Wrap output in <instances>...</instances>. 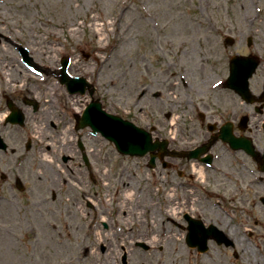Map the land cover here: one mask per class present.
<instances>
[{"label":"rangeland","instance_id":"374dc122","mask_svg":"<svg viewBox=\"0 0 264 264\" xmlns=\"http://www.w3.org/2000/svg\"><path fill=\"white\" fill-rule=\"evenodd\" d=\"M0 24V31L12 35L50 69L59 57L72 56L70 71L89 78L96 86L94 98L108 112L148 130L154 140H167L168 148L175 147L167 126L172 114L175 117L169 118V123L179 119L184 125L180 130L182 137L203 139L198 112L205 105L218 109L221 96L207 92V85L228 76L232 56H260L262 64L250 80L251 91L258 94L264 84V0H6L0 4ZM227 37L235 40L234 45L225 46ZM248 38H253L251 48L247 46ZM13 52L11 45L0 44V73L4 65H10L9 59L17 57ZM29 76L22 71V77L29 78L30 85L38 83L34 75ZM183 79L203 93L184 87ZM76 97L58 91L56 101L46 107L52 116L49 124L53 122L56 128L45 132L44 140L34 138L41 153L32 152L34 160L29 164L34 170L29 167L31 177L24 178L27 191L14 192L8 187L3 191L12 201L0 203V264H74L80 253L84 255V246L113 241L116 237L125 238L131 246L140 240L162 246L161 251L147 254L135 251L137 264H141V259L146 264H264V208L259 206L254 218L248 215L246 195L250 188L245 177L240 176L243 168L234 162V157L220 162L223 168L229 169L230 175L225 177L209 171L205 188H197L196 195L203 198L202 202L199 200L204 222L215 221L234 240L235 247L211 242V250L202 256L190 250L184 240L187 231L181 228L187 224L183 215L173 216L171 208H167L172 198L165 192L173 186V173H149L144 165L150 155L147 158L121 155L113 143L88 137L86 130L81 133L87 149L97 151L99 163L113 169L111 195L106 194L103 200L111 197L113 207H118L119 200L125 198L119 193V173L125 170L127 181L140 166L141 211L130 210L129 215L119 217L114 211L110 217H104L113 227L112 235L102 230V216L98 219L78 212L76 204L67 201L66 192H60L63 203L53 202L52 189L59 194L58 187L43 188L47 183L36 176L39 174L36 164L46 163L47 155L56 163L55 154L59 156V153H55L54 143L64 138L60 121L62 118L68 122L74 120V111L82 110L90 100L89 95L78 96L79 101H75ZM43 98L50 100L48 94H43ZM202 100L204 105L200 103ZM190 130L193 131L188 135ZM25 141L20 140L23 150ZM187 144L177 146L184 148ZM153 173L155 181L147 182ZM187 194L180 191L177 199L186 198ZM130 201L136 204L133 198ZM214 201L227 203L236 219L227 218L212 205ZM214 211L228 221L226 226L222 219L215 217ZM115 227L118 230L120 227L122 233H116ZM250 230L252 236L248 234ZM163 231L168 236L161 239ZM100 247H96L97 253H102ZM101 264L114 263L107 260Z\"/></svg>","mask_w":264,"mask_h":264},{"label":"flooded vegetation","instance_id":"af4514ba","mask_svg":"<svg viewBox=\"0 0 264 264\" xmlns=\"http://www.w3.org/2000/svg\"><path fill=\"white\" fill-rule=\"evenodd\" d=\"M0 39L11 43L7 38ZM14 54L16 55L17 52H13ZM15 60H17V57L9 59L10 65H4L1 68L3 73H0V138L7 146L6 149L0 148V203L12 201L10 196L3 192L6 187L14 192H19V190L21 192L27 191L25 188L27 179L24 178L25 175L31 177L29 167H32L34 170V166L29 164V161L32 159L31 155L34 152L41 153L36 148L37 144L35 145L34 138H43L44 140L47 138L44 136V133L51 130L52 127L56 128L53 122L51 125L49 124L52 116L49 112H46V107L53 105L54 101H56L52 96L51 89L47 88L39 80L37 81L38 83L30 85L28 80L30 78L29 74L32 75L31 70ZM36 68L39 72H43V76H47V71L44 67ZM23 70L28 73V79L22 77ZM55 73H57V70ZM207 86V92L211 91L221 96L218 95L220 96L217 104L218 109L214 110L205 105L203 106L204 110L198 112L199 132L203 130V133H201L204 135L203 139L190 140L182 137L180 130L184 125L180 123L179 119L173 123H169L168 119L167 126L174 136V141L171 140V143L175 147L169 148L168 155L157 158V162L153 168L150 167L149 163L144 165L149 173L153 171H169L173 173L175 177L171 180L173 186L171 189L166 190L172 198L171 204L167 208H171L170 211L176 217H179L180 214L183 215L187 224V226L183 224L181 228L183 230L189 229L190 223L188 217L200 220L204 225H215L218 227L213 220L209 224L204 222L200 210V203L203 201V198L196 195V189L199 188L200 190V187L205 186V183L208 181L207 173L209 171L215 175L221 173L223 176L228 177L230 175L229 169L226 170L220 165V162L229 159L228 157H234V162L243 168L240 171V176L245 177L247 185L250 188L249 194L246 195L249 210L248 215L254 218L253 214L258 210L257 208L259 206L264 208V194H261L264 193V101L249 104L242 101L241 97L234 91L226 89L224 84L213 90H211L209 84ZM192 89L194 88H191V91ZM194 90L197 94L198 92L203 93L200 90ZM261 93L262 90L257 95ZM43 94H48L50 100L44 99ZM200 103L204 105L205 102L202 100ZM173 115L168 117L173 119L172 117H175ZM243 119H247V122L244 123ZM60 122L61 136L64 138L62 141L58 140V144H56L57 140L54 143L55 153H59V156L55 154L56 163L49 159L50 155H47L44 161L47 160L49 164L47 162L36 164V171L39 173L36 176L44 179L47 183L44 184L47 186L43 188L50 190L52 187H58L59 194L56 189H52L51 199L53 202L58 201L59 203H63L64 199L60 195V192L64 191L66 194H69L67 201L70 204H76L78 212L87 217L90 215L98 219L101 216L102 219L106 216L110 217V215L114 214V211L117 212L118 217L129 215L130 210H132V213L141 211L140 166L137 169V173H133L127 177V181L124 179L125 170H121L119 173L121 175L120 179L118 178L121 187L119 193L125 196V198L120 199L117 204L118 207L114 208L110 202L112 201L111 197L107 201L103 200L106 194L111 195L110 187L113 184L112 167H108L107 165L102 166L98 161L97 151L92 150V148L87 149L82 140L84 136L81 133V129L78 128V115L76 111H74V120L71 119L68 122L62 118ZM225 127L228 128L230 135L233 137L245 138L250 141L252 153H249L247 148L245 149L244 147L234 150L229 143L225 142L222 137L226 134ZM192 131L190 130L188 135ZM86 133L88 137H92L89 130ZM55 138H57V135H55ZM22 139H26L24 150L22 148L23 145L20 146V140ZM49 141L54 142L51 139ZM194 141L197 142V145ZM184 143H188L184 148L177 146ZM206 144L210 145L201 155L195 158L189 159L187 155H179V153H188ZM220 147L222 148L221 150H219ZM38 149L45 150L42 147ZM46 150H50V147H47ZM42 166L44 169H42ZM190 169L191 172L189 173ZM155 177L156 174L153 173L151 179H146V181H155ZM227 180L229 179L227 178ZM19 181L21 182V187H19ZM180 191L188 192L186 198L185 196H179L177 199V194ZM225 191L228 194V191ZM130 198H133L134 201L137 200L135 205L130 201ZM199 199H201V202ZM182 204L186 205L187 208H184ZM212 205L223 212L227 218L231 215L229 213L231 210L226 206L227 203L225 205V203L222 204L219 201H214ZM214 215L217 219H222L223 223L224 217L216 211H214ZM102 230L104 233L114 235L113 227L107 222H102ZM115 230L118 233L119 230L121 231V228L119 227L118 230L115 227ZM120 231L119 233H122ZM249 235H253L252 230L249 231ZM113 241L92 242V244L84 246L85 249L82 248L85 251L84 255L82 256L80 253L78 259L74 260V264H83V262L84 264H101V262H107V260L114 264H123L122 257L125 255L127 256V264L138 263L135 262L134 252L142 251L137 248V242L134 243L135 246H131V244H126L125 238L116 237ZM97 246H101L102 253H97ZM114 249H117L116 254H114ZM92 256L96 257V259H90ZM141 264L146 263L142 262L141 259Z\"/></svg>","mask_w":264,"mask_h":264},{"label":"water","instance_id":"95a60500","mask_svg":"<svg viewBox=\"0 0 264 264\" xmlns=\"http://www.w3.org/2000/svg\"><path fill=\"white\" fill-rule=\"evenodd\" d=\"M256 66L257 65L254 64V69ZM244 67H246V65L243 60H240V58H238L236 61V59L234 58L232 60V75H235L236 70L244 72ZM252 72L249 73L250 76L252 75ZM247 91L248 90L245 88L242 89L241 92L244 96H248ZM97 108L99 110V113H102L101 109H99V106ZM114 122V132L108 134L110 135V138L116 143L119 150L124 153L137 155L145 154L149 149H154L155 145L151 144L150 135L142 130L140 131L129 122L122 121L121 119L114 118ZM192 240H198L196 233L193 234Z\"/></svg>","mask_w":264,"mask_h":264},{"label":"bare ground","instance_id":"6f19581e","mask_svg":"<svg viewBox=\"0 0 264 264\" xmlns=\"http://www.w3.org/2000/svg\"><path fill=\"white\" fill-rule=\"evenodd\" d=\"M174 98H175V97H174ZM175 99H176V98H175ZM79 100H80V99H79V97L77 96L75 101H79ZM174 105L176 106V104H174ZM201 174H203V172H201ZM168 213H169V212H168ZM227 222H228V221H227L225 218H223V225H224V226L227 225ZM234 235H235V234H234Z\"/></svg>","mask_w":264,"mask_h":264}]
</instances>
